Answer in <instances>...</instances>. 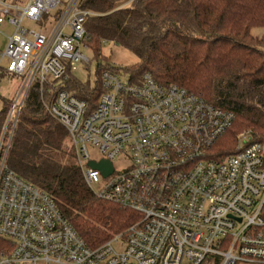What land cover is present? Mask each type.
<instances>
[{
  "label": "built area",
  "instance_id": "1",
  "mask_svg": "<svg viewBox=\"0 0 264 264\" xmlns=\"http://www.w3.org/2000/svg\"><path fill=\"white\" fill-rule=\"evenodd\" d=\"M81 1L0 0V27L12 28L0 75L21 83L0 137V238L11 246L0 251V264H264V143L243 132L236 154L215 160L212 149L234 114L163 87L149 73L136 83L104 71L94 108L68 92V80L93 54L85 23L99 15ZM38 83L52 94L46 112L67 130L86 185L139 216L98 248L87 246L48 193L8 166L26 97ZM102 160L113 167L107 177L89 166ZM117 160L124 166L115 167Z\"/></svg>",
  "mask_w": 264,
  "mask_h": 264
},
{
  "label": "trees",
  "instance_id": "2",
  "mask_svg": "<svg viewBox=\"0 0 264 264\" xmlns=\"http://www.w3.org/2000/svg\"><path fill=\"white\" fill-rule=\"evenodd\" d=\"M82 0L81 8L98 13L85 23L87 45L103 60V44L129 50L137 63L129 68L98 64L95 83L70 77L66 90L97 104L104 71L139 83L149 73L163 87L178 86L213 107L235 116L233 127L212 149L222 161L236 154L239 132L264 143V0ZM6 74L0 75V81ZM8 155V166L21 179L44 190L87 246L98 248L123 232L139 216L99 200L85 183L69 134L45 109L50 91L36 84L26 97ZM0 137L12 99L0 98ZM91 109V108H90ZM11 249L0 238V251Z\"/></svg>",
  "mask_w": 264,
  "mask_h": 264
},
{
  "label": "rangeland",
  "instance_id": "3",
  "mask_svg": "<svg viewBox=\"0 0 264 264\" xmlns=\"http://www.w3.org/2000/svg\"><path fill=\"white\" fill-rule=\"evenodd\" d=\"M34 30H38L35 26L31 27ZM253 36L262 39L264 38V28H253L252 29ZM12 34V28L8 23L3 24L0 27V58L7 46V36ZM103 60L99 59L98 61L95 60L94 55L90 52H87L86 55L90 60L89 64H81L77 67L76 71L74 72V76L77 78L78 81H81L83 84L91 81L92 84L95 83V75L97 71V65L102 64L105 65L106 62H109L110 65L121 67V68H129V66H133L137 63V58L134 56L132 52L129 50H125L123 47L115 44V43H104L103 47ZM21 83L18 78H6L0 81V98H8L13 96L16 89L20 87ZM3 108L2 100L0 99V111ZM242 132V131H241ZM241 132H239L241 134ZM89 155L94 160H101L103 156L100 155L97 148L93 146L88 147ZM124 166L123 161L117 160L115 162V167H122Z\"/></svg>",
  "mask_w": 264,
  "mask_h": 264
},
{
  "label": "water",
  "instance_id": "4",
  "mask_svg": "<svg viewBox=\"0 0 264 264\" xmlns=\"http://www.w3.org/2000/svg\"><path fill=\"white\" fill-rule=\"evenodd\" d=\"M89 166L95 170L103 171L105 177L111 175L114 172L112 164L105 160H102L100 163L90 162Z\"/></svg>",
  "mask_w": 264,
  "mask_h": 264
}]
</instances>
